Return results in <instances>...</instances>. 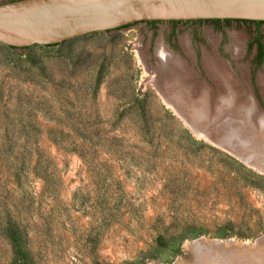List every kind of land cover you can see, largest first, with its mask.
Returning <instances> with one entry per match:
<instances>
[{
  "label": "rangeland",
  "instance_id": "obj_1",
  "mask_svg": "<svg viewBox=\"0 0 264 264\" xmlns=\"http://www.w3.org/2000/svg\"><path fill=\"white\" fill-rule=\"evenodd\" d=\"M160 44L199 75L212 116L222 90L204 53L226 60L233 100L254 104L246 128L264 134V23L142 20L0 43V264H264V147L218 135L190 99L171 104L153 75Z\"/></svg>",
  "mask_w": 264,
  "mask_h": 264
},
{
  "label": "water",
  "instance_id": "obj_2",
  "mask_svg": "<svg viewBox=\"0 0 264 264\" xmlns=\"http://www.w3.org/2000/svg\"><path fill=\"white\" fill-rule=\"evenodd\" d=\"M264 21V0H14L0 3V43L52 45L142 20Z\"/></svg>",
  "mask_w": 264,
  "mask_h": 264
},
{
  "label": "bare ground",
  "instance_id": "obj_3",
  "mask_svg": "<svg viewBox=\"0 0 264 264\" xmlns=\"http://www.w3.org/2000/svg\"><path fill=\"white\" fill-rule=\"evenodd\" d=\"M234 40L237 41V43L233 45L234 46L233 54L237 57L243 51L244 46L243 44L241 46L240 44L241 38L238 35L234 37ZM183 46L186 49V52L188 53V55H190V58L192 59V61H195L194 56H193L194 51L191 48V45L188 39L186 38L183 39ZM158 48L159 50L157 54L160 58H159L158 64L156 65L153 75L155 76V78L158 79L157 86L159 90L161 91V93L169 96L168 97L169 102L178 108H181L182 104L184 103L182 101L176 100L177 98L183 100L184 102H187L190 99L193 101L192 104L194 106L192 107H200L201 110H203L202 113L204 116L206 115L212 116L211 112L213 111L209 110V106H211L209 104L210 103L209 96L211 92L206 87H203V84L202 85L200 84V82L197 79L199 78V75L195 72L193 67L190 66L189 62H187L185 59L183 58L180 59V57L175 56L173 52L170 49H168L166 46H164L163 44H160ZM168 55H170V57H168ZM204 64L207 68L208 73L212 77L215 78L218 87L221 88L222 90L218 92V97L221 98L220 102L215 104V106L217 107L215 110L216 116L213 115L215 116V119L217 122H214L212 120L213 123H216V124L219 123L217 134L218 135L224 134L225 136H232V138L235 140L241 139L244 141H248V140L252 142L257 141V143L258 142L261 143L262 146L264 147V136H263L264 134L263 135L262 134L251 135L250 131H248V128H246V125H245L247 119H250V115L248 116L245 114L247 112L249 113L250 110L254 109L253 101L251 100V98L248 99V102H241V101L236 102L233 100V96L239 95V93L243 92L242 91V81H240V79H238V77H236L233 74V72L231 73L232 70L230 69L229 63L223 58H221L220 56H218V54L212 55L206 51L204 53ZM241 68L243 70L242 74L244 77V81L247 82V68L244 65H242ZM259 79H260V84L264 92V72L262 73ZM223 91L225 92V95L227 93L226 96L224 95L225 98L223 96L224 94ZM193 96H196V97L199 96L200 100L194 101ZM183 97H186V98H183ZM213 116H212V119H213ZM186 122H188L189 125H191L194 130L198 131L192 121H186ZM258 125L260 127L259 122H258ZM261 130L264 133V128ZM246 149L248 151V148ZM249 151L253 156L258 158L259 160H262L261 157H259L260 155L257 156L253 154L252 150L250 149Z\"/></svg>",
  "mask_w": 264,
  "mask_h": 264
},
{
  "label": "trees",
  "instance_id": "obj_4",
  "mask_svg": "<svg viewBox=\"0 0 264 264\" xmlns=\"http://www.w3.org/2000/svg\"><path fill=\"white\" fill-rule=\"evenodd\" d=\"M205 20V19H204ZM211 21H214V22H218V21H230V20H233L231 18H226V19H209ZM237 20H242V21H251V22H254L256 23L257 25H261L262 23H264L263 20H249V19H237ZM146 21H149L151 23H154L156 22L157 20H146ZM200 21V20H199ZM258 43V47H259V50H260V56L262 57V54H263V44L262 42L260 41V39H258L257 41ZM15 48V47H13Z\"/></svg>",
  "mask_w": 264,
  "mask_h": 264
},
{
  "label": "flooded vegetation",
  "instance_id": "obj_5",
  "mask_svg": "<svg viewBox=\"0 0 264 264\" xmlns=\"http://www.w3.org/2000/svg\"><path fill=\"white\" fill-rule=\"evenodd\" d=\"M203 21L204 19H186V20H169V21H173L174 23H179V22H182V21H184V22H190V21Z\"/></svg>",
  "mask_w": 264,
  "mask_h": 264
}]
</instances>
